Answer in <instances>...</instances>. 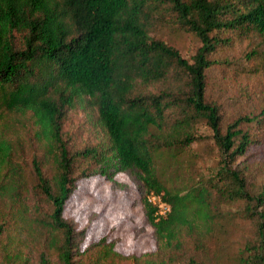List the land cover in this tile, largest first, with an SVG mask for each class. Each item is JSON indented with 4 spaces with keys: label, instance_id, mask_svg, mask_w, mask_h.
<instances>
[{
    "label": "trees",
    "instance_id": "trees-1",
    "mask_svg": "<svg viewBox=\"0 0 264 264\" xmlns=\"http://www.w3.org/2000/svg\"><path fill=\"white\" fill-rule=\"evenodd\" d=\"M159 22L197 38L191 59L150 35ZM231 32L257 35L264 44V0H0V244L13 223L43 236L36 264L128 258L104 238L80 251L83 232L63 216L78 178L101 175L124 190L115 176L125 173L158 249L181 246L184 232L208 228L221 203L243 201L255 226L244 262L264 264V185L253 191L246 165L235 163L257 142L243 125L262 122L264 108L223 125L219 106L206 98L207 73L219 47L230 44L222 34ZM158 82L167 84L147 91ZM75 109L92 116L106 143L68 147L63 124ZM200 124L212 131L216 171L180 189L167 186L160 160L196 141ZM25 132L36 149L31 180L22 158ZM152 192L170 204L163 217L148 201ZM95 247L101 257L84 256ZM17 262L31 264L18 252L0 264Z\"/></svg>",
    "mask_w": 264,
    "mask_h": 264
},
{
    "label": "rangeland",
    "instance_id": "rangeland-1",
    "mask_svg": "<svg viewBox=\"0 0 264 264\" xmlns=\"http://www.w3.org/2000/svg\"><path fill=\"white\" fill-rule=\"evenodd\" d=\"M150 35L178 49L188 59L200 45L192 33L178 29L173 23L155 24ZM222 36H228L230 44L219 47L214 55L217 63L207 73L206 98L219 106L225 125L239 116L258 114L264 108V44L257 35L231 32ZM166 84L154 83L147 91L157 92ZM243 127L249 128L257 142L235 163L240 167L246 165L250 188L258 191L264 185V120ZM196 135L197 140L176 157L165 153L160 160L162 179L167 186L180 189L216 171L219 153L211 129L200 124ZM63 136L72 151L107 141L92 116L81 109L69 112L63 124ZM34 150L27 140L22 158L29 180ZM115 179L125 183L127 188L113 189L101 175L78 178L64 205L63 216L73 222L76 230L83 232L80 251L104 238L107 243L114 242V251L128 257L106 256L107 264H249L244 259L249 253L246 247L255 238V226L251 217L244 215L243 201L221 203L208 228L200 227L198 235L184 232L180 237L181 246L160 250L153 229L144 217L135 183L125 173H118ZM11 225L1 237L0 263L7 253L18 252L28 256L31 264H36L38 254L44 250L43 236L30 226ZM23 238L26 245L21 242ZM100 252L99 247H95L84 256L89 253L90 257H101ZM133 255L141 257L134 260ZM50 256L54 258L51 253Z\"/></svg>",
    "mask_w": 264,
    "mask_h": 264
},
{
    "label": "built area",
    "instance_id": "built-area-1",
    "mask_svg": "<svg viewBox=\"0 0 264 264\" xmlns=\"http://www.w3.org/2000/svg\"><path fill=\"white\" fill-rule=\"evenodd\" d=\"M148 201L156 206L155 215L163 217L170 211V204L163 198L162 193H150Z\"/></svg>",
    "mask_w": 264,
    "mask_h": 264
}]
</instances>
